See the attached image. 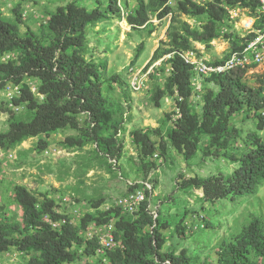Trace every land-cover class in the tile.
<instances>
[{
    "label": "trees",
    "instance_id": "1",
    "mask_svg": "<svg viewBox=\"0 0 264 264\" xmlns=\"http://www.w3.org/2000/svg\"><path fill=\"white\" fill-rule=\"evenodd\" d=\"M169 1L136 0L135 8L125 16L132 29L146 26L153 15L160 20L170 16L167 39L160 41L144 72L158 61L161 65L152 68L150 77L154 76V68L162 72L170 70L164 86L156 85L152 90V101L160 107L163 98L173 97L175 109L181 116L165 134L159 128L131 131V139L137 146L145 171L155 166L151 161L158 152L164 157L168 145L185 160H191L203 135L209 138L203 155L225 157L230 143L239 134L231 125V119L239 113L252 114L257 130L264 131V71L254 74L255 85L246 81L247 70L235 69L204 78L213 87L203 86V80L201 91H197L193 85V68L180 56L190 50L194 42L210 44L220 38L221 25L229 20L230 9H250L260 16L259 1L214 0L201 5L199 0H179L176 10L169 6ZM96 3L98 6L91 10L76 2L58 7L50 15L42 34L28 30L22 36L18 26L20 17L15 23L0 18V55L16 53L17 56L15 60L0 62V89L8 84L20 86V95L12 99L11 105L24 106L31 113L30 120H18L13 109L1 107L9 118L8 129L0 133V150L13 151L29 139L70 129L78 131L79 136L66 137L63 141L66 147H82L92 142L96 150L112 161L122 158L123 145L118 137L123 123L115 119L118 111L108 108L103 93L100 70L104 65L86 59L87 28L111 15L121 18L122 13L117 0H109L105 7L101 0ZM182 15L206 17L207 20L200 29H194L182 21ZM263 23L264 19L260 18L256 26L261 27ZM224 36L231 42L230 56L242 50L253 35ZM26 79L38 80L42 102L25 83ZM111 81L121 83L116 75ZM195 95L202 99L201 115L190 104ZM81 115L87 117L85 125L81 123ZM167 117L171 119L170 114ZM153 136L159 141L156 142ZM247 144L249 151L239 159H233L239 166L231 175L184 179L182 187L201 189L207 202L236 201L256 194L264 184V138L256 132L249 133ZM138 187L130 186L129 192ZM15 200L23 211V223L3 218L0 222V253L14 248L30 255L29 264L76 263V246L81 247L87 257H95L97 240H88L85 233L91 224L114 226V236L120 247L106 254L105 264H194L187 251L176 254L164 250L167 238L163 230L167 226L159 217L154 220L149 200L133 215L119 207L100 211L103 201H93L91 204L97 213L86 214L80 227L58 212L55 200H39L25 186H15ZM64 219L67 222L58 229L51 224ZM251 252L264 259V229L259 218L250 222L235 243L225 245L217 264H258L251 260Z\"/></svg>",
    "mask_w": 264,
    "mask_h": 264
},
{
    "label": "rangeland",
    "instance_id": "2",
    "mask_svg": "<svg viewBox=\"0 0 264 264\" xmlns=\"http://www.w3.org/2000/svg\"><path fill=\"white\" fill-rule=\"evenodd\" d=\"M177 1L179 0L169 1L173 10H176ZM210 1L214 0H199L198 3L203 5ZM70 2H76L90 10L98 6L96 0H0V18L15 23L20 17L21 23L18 26L22 36L28 30L42 34L50 15L58 7ZM101 2L105 7L109 0ZM117 2L121 18L111 15L109 19L87 28L86 59L104 65L100 70L103 93L108 108L118 111L115 119L123 123L118 137L123 145L122 158L114 166L115 163L96 150L92 142H87L82 147H66L63 144L66 137L79 136L78 131L70 129L29 139L13 151L0 150V222L7 218L23 223V211L15 200L16 185L25 186L39 200H55L58 212L80 227L81 219L86 214L96 215L91 204L93 201H103L100 211L116 208L117 201L130 191V183L147 179L154 189L150 210L156 211L160 221L167 226L163 230L167 238L164 250L176 254L187 251L194 259V264H217L225 245L235 243L253 219L259 218L264 229V184L256 194L236 201L224 199L207 202L201 189H184L182 183L184 179L194 177L231 175L239 166L233 159H239L249 151L247 135L256 132L264 138V131L257 130L252 114L247 111L239 113L231 119V125L238 129L239 134L230 143L225 157L204 156L202 151L209 138L203 135L199 149L191 160H185L168 145L164 157L158 152V157L150 160L155 166L147 171L143 170L137 146L130 136L131 131L159 128L165 134L181 114L175 109L173 97L163 98L160 107H156L152 101V90L156 85L164 86L169 69L162 72L154 68V76L148 75L146 86L139 92L133 91L130 85L131 69L134 70L133 73L142 70L144 73L160 41L167 39L170 16L160 20L153 15L146 26L132 29L125 16L135 8L136 0ZM237 9L240 11L234 13L233 19L229 16L227 23L221 25L220 38L210 44L194 42L190 50L197 51V54L212 63L226 60L231 51V42L224 35L246 37L249 35L248 22L257 15L250 9L241 7L231 10ZM181 19L194 29H200L207 20L206 17L185 15ZM16 57V53L0 55V62L15 60ZM160 65L161 61H158L151 68ZM263 71L264 65L255 72L247 73L245 79L248 84L255 85L254 74ZM115 75L121 83L111 81ZM25 83L42 102L43 96L38 94L37 89L38 80L26 79ZM203 86L213 87L207 79ZM20 89V86L13 84L0 89V133L8 129L9 118L1 107L13 109L18 120H30L31 113L24 106L11 105L12 98L20 95ZM190 104L201 115V97L193 96ZM168 114L171 116L170 120ZM86 119L85 115L80 116L82 124ZM153 139L159 141L158 137ZM201 215L203 219L200 218ZM81 233L83 234V230ZM74 252L77 264H101L99 257H87L79 246L75 247ZM250 258L258 264H264L263 257L254 252H251ZM29 259L30 255L22 254L14 248L0 253V264H29Z\"/></svg>",
    "mask_w": 264,
    "mask_h": 264
},
{
    "label": "built area",
    "instance_id": "3",
    "mask_svg": "<svg viewBox=\"0 0 264 264\" xmlns=\"http://www.w3.org/2000/svg\"><path fill=\"white\" fill-rule=\"evenodd\" d=\"M258 1L260 3V7L258 10V14H260V16H256L255 18L251 17V20L248 22V34L253 36L250 40L246 41V45L242 48V50L236 51L232 53L226 60L216 63L207 61L200 54H197V51L196 53L195 51L187 50L180 54L185 63L189 64L193 68V71L195 73L193 85L197 91H201L204 78H208L213 75H221L235 69L247 70L248 73L255 72L257 68L264 65V23L261 27L256 26V23L260 18L264 19V0ZM238 11L240 10L230 9V17L232 18L234 16V13ZM151 70L152 68L146 73H143V70L135 71V73H133L134 70L131 69L132 78L130 85L133 91L139 92L144 89V87L146 86L147 77ZM179 113L180 112H178V114ZM155 157H158V155H155ZM112 162L117 165L116 161ZM130 184L131 186L139 185V187L131 192H128V194L124 197H121L117 201L116 206L121 208L123 211L133 215L139 211V208L145 201H151L152 197L154 196V189L153 185L150 184L149 180L147 179L135 184ZM151 215L153 216L154 220H156V218L158 217V213L156 211H151ZM200 218L203 219V215H201ZM66 222L67 221L64 219L60 222H51V224L55 229H58ZM150 229L152 231L153 228L151 227ZM85 233L88 240H97L98 247L95 257H99L102 260L101 264L107 263V259L105 258V256L109 251H113L120 247V244L116 241L114 236L113 224L103 226L93 224Z\"/></svg>",
    "mask_w": 264,
    "mask_h": 264
}]
</instances>
